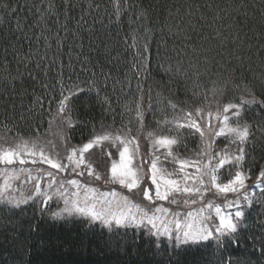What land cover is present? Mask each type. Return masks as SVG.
I'll list each match as a JSON object with an SVG mask.
<instances>
[{
	"label": "trees",
	"instance_id": "1",
	"mask_svg": "<svg viewBox=\"0 0 264 264\" xmlns=\"http://www.w3.org/2000/svg\"><path fill=\"white\" fill-rule=\"evenodd\" d=\"M119 5L117 22L113 0H0V136L4 142H61L56 135L59 120L53 119L61 73L66 88L74 83L87 88L88 81H95L101 99L108 97L111 105L98 102L95 92L73 98V117L78 122L64 129L72 147L87 143L94 134L119 129L131 128L138 139L150 130L176 135L169 131L172 126L158 122L172 120L181 108L207 110L217 101L221 105L239 102L241 89L235 84L247 85L257 98H264V0H119ZM58 40L62 41L59 48ZM146 42L149 50L144 52ZM141 62L147 68L138 73L133 66ZM225 82L223 97H213L211 90ZM37 97L42 105L33 103ZM169 100L178 105L175 113ZM137 103L144 110L143 130H138L135 120ZM244 118L252 131L244 163L252 180L264 169V131L260 130L264 108L253 105ZM182 131L185 135L176 145V154L195 158L199 136L187 135L189 129ZM223 144L217 140L219 148ZM257 195V202L247 210L252 227L243 231L240 247L227 250L233 254V264L238 258L264 264L249 239L250 234L261 235L257 222L264 219L261 193ZM133 201L140 203L142 198ZM24 207L18 239L25 246L0 236V264H167V255L157 254L154 238L144 231L109 233L99 225L89 231L76 218L49 219V207L43 216L36 204ZM211 253L209 249L204 258L189 253L179 259L184 264H202V259L218 264L219 253Z\"/></svg>",
	"mask_w": 264,
	"mask_h": 264
},
{
	"label": "snow or ice",
	"instance_id": "2",
	"mask_svg": "<svg viewBox=\"0 0 264 264\" xmlns=\"http://www.w3.org/2000/svg\"><path fill=\"white\" fill-rule=\"evenodd\" d=\"M113 3L116 6L118 22L119 0H113ZM49 8L51 10V6ZM40 20H44L43 14ZM61 44L62 41L58 40L57 48ZM132 47H136L135 42ZM148 50L146 42L143 51ZM36 67L39 68L40 65L37 64ZM133 67L139 73L145 70L147 65L141 62L139 67L136 65ZM45 74L47 75V71ZM62 77L61 73L56 81L60 85V98L53 119L59 120L56 135L66 146L68 140L64 136V129H71L78 122L73 117L74 97L85 92L90 97L95 92L98 102L106 103L109 107L111 105L108 97L101 99V92L95 81H88L87 88L80 87L78 83L66 88ZM16 79L17 77H12V80ZM20 79L22 82L23 78ZM32 79L35 80L36 77L33 76ZM42 87L47 89L46 84ZM226 87L227 82L222 87L213 88L211 90L213 97L216 95L223 97ZM234 87L241 89L239 102L230 101L221 105L217 101L215 111L210 108L206 111L202 107H196L194 110L181 108L179 114L172 120L165 118L158 122L164 126H172L169 131H175L176 135L157 134L155 130L147 131L145 138L149 142L152 158L150 161L142 159L140 165L134 163L137 157H140V144L138 137L131 135V128L126 132L119 129L94 134L82 146L66 148L63 156L59 146L51 140L47 142L48 146L29 141L8 146L0 144V166H3L0 169V178L3 180L0 183V236L8 239L10 243L24 247L25 245L18 239L20 228L18 220L20 213L25 211L24 206L30 202L36 204L40 215L43 216L49 201L59 198L63 201V207L51 212L49 219L53 221L76 218L89 231L99 225L109 233H116L119 229H143L147 236L154 238L157 254L163 251L167 255V264H172L173 260L176 264H184L179 257L189 253L204 258L209 249L212 250V255L219 253L218 264H233V254L227 250L230 246L240 247L243 231L252 227L247 223V210L257 202L254 199L256 190L260 191L259 203L264 206V169L257 177V184L249 189L246 181L250 174L244 167L252 137L251 125L244 117L253 105L264 108V98H257L254 89L247 85L235 84ZM33 103L42 105V100L37 97ZM168 106L174 113L178 107L171 100L168 101ZM148 107L151 110L152 105L149 104ZM135 120L139 125L138 130H143L145 115L140 103L136 105ZM52 122L49 121L50 126ZM183 129H189L187 135L199 136L200 145L195 158H181L176 154V145L181 143V137L185 135ZM260 130L264 131V128ZM219 137L227 141L224 148L217 146ZM106 145L117 149L119 160H116L110 151L105 153ZM94 148H100L101 154H106L112 160L108 172L102 173L85 156V153ZM161 149L164 150L162 153L164 158L170 157L171 161L178 165L177 168L169 171L161 165V155H157ZM144 163L150 166L145 169ZM26 164L47 165L55 171L37 168L35 169L37 175H33V169L23 167ZM16 165L20 167H14ZM188 169L192 171H187ZM69 170L76 176H84L86 172L88 177L102 181L105 185H119L127 189L128 193L140 189L143 200L149 204L156 200L167 201L173 205L182 202L189 210L181 213L170 212L168 208L162 206L148 208L115 190L101 192L88 184H82L77 179L57 180V174L67 173ZM225 171L228 174L226 180L223 177ZM149 173L151 183L141 187ZM22 176L27 178L24 183L35 182L33 189L27 193L16 186V182L21 180ZM42 180H46V188L42 185ZM66 185L71 187V192ZM54 186L56 190L52 191ZM17 191L20 195L15 194ZM218 198H222L223 203H219ZM195 205L199 206L193 207ZM257 223L261 226V235L256 237L250 234L249 239L253 242V249L264 258V219ZM30 231L35 229L30 228ZM193 264L198 262L193 261ZM202 264H210V261L202 259ZM235 264L248 262L238 258Z\"/></svg>",
	"mask_w": 264,
	"mask_h": 264
},
{
	"label": "rangeland",
	"instance_id": "3",
	"mask_svg": "<svg viewBox=\"0 0 264 264\" xmlns=\"http://www.w3.org/2000/svg\"><path fill=\"white\" fill-rule=\"evenodd\" d=\"M216 108H217V106H214V107H212L210 109L212 111H215ZM2 138L3 137L0 136V144H5V146L14 145L15 143L23 142V140H20V139H14V140H7V139H5L6 142H4V139H2ZM15 140H18V141H15ZM138 140H139V144H140V157H137V159L134 161V163L136 165H140L142 159H147V160L150 161L151 158H152L151 155H150V145H149L148 140L146 138H142V137L140 139H138ZM217 140L220 143H224L223 146L221 147V148H224L225 145H226V143H227V141L223 137H219V138H217ZM36 143L39 144V145H42V146H48L47 145V142L45 143V142H41V141H36ZM56 144L59 146V151L61 153V156L64 155L66 148L67 149L73 148L70 145H66L65 146L61 142L60 143H56ZM78 147H80V146H78ZM110 149L112 151H110ZM108 151H110L113 154V156H114V158L116 160H119V154H118L117 149L115 147H112L111 145H106L105 146V153L108 152ZM163 151L164 150L161 149L157 153V155H161V165L163 167H165L166 169H168L169 171H172L173 169L177 168L178 165L177 164H174L171 161V158L170 157L167 158V159L164 158V156L162 155ZM85 156L88 159H90L95 164V166L102 173L108 172L110 170L112 160L109 159V157L106 154L102 155L100 148H94V149L90 150L89 153H85ZM195 156H196V154H195ZM179 157H181V156H179ZM181 158H185V157H181ZM188 158H191V157H188ZM149 166L150 165L148 163H144L143 164V167L145 169H147ZM14 167H20V165H16ZM23 167L33 169L34 170L33 171V175H37V173L35 172V169H37V168H43V169H46L47 171H52V172L55 171L54 169L48 168L47 165H41V164H36V165L26 164ZM2 168H3V166H0V169H2ZM187 171H192V169H188ZM40 175H42V173ZM149 177H150V173L148 174V177L145 178V183L142 184L141 187H144V186H146V185H148V184L151 183V180H150ZM223 177H224L225 180L228 178L225 175V172H223ZM257 177L253 178L252 180H249L248 179L246 181L247 185L249 186V189H251L252 186H254V185L257 184ZM26 179H27L26 177L22 176L21 177V180H19V181L16 182V186L21 191H24L25 193H27L29 190L33 189V185L35 183L34 181L31 182V183H24L23 181H25ZM60 179H63L65 181L68 180V179H77L82 184H88L91 187L97 188L101 192L115 190V191H117L119 193L128 195L130 197V199H132V197H133V199H136V200H140L142 198L140 189L134 190V193H128L127 192V189L121 188L119 185H112V184L105 185L102 181H96L94 178L88 177L86 172H85V175L84 176H76L75 173H73L71 170H69L67 173H59V174H57V180H60ZM2 182H3V180H2V178H0V183H2ZM41 183H42V185L45 188L47 187L46 180H42ZM66 187H68L69 188V191L71 192V190H72L71 187L70 186H67V185H66ZM55 190H56V186L53 187L52 191H55ZM258 192H260V191L259 190H256V196L255 197L258 196L257 195ZM15 194L16 195H20V192L17 191ZM229 195L231 196V194H229ZM255 197H254V199H255ZM218 202L219 203H223L222 198H218ZM140 204L142 206H147L148 208H155L157 206L166 207V208H168L170 210V212L180 211L181 213H186L189 210L188 208L184 207V205H183L182 202L179 203L178 205H173V204L168 203L167 201H158V200H156L154 203L149 204L148 201H145L142 198V202H140ZM198 206L199 205H195L193 207H198ZM47 207L51 208V211L52 212L53 211H57L59 208L63 207V201L60 200L59 198H54L53 200L49 201V204H48ZM135 230H137V229H135ZM137 231H144V230L143 229H140V230H137Z\"/></svg>",
	"mask_w": 264,
	"mask_h": 264
}]
</instances>
